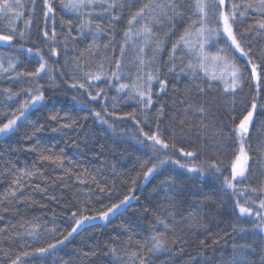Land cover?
<instances>
[{
  "label": "trees",
  "instance_id": "obj_1",
  "mask_svg": "<svg viewBox=\"0 0 264 264\" xmlns=\"http://www.w3.org/2000/svg\"><path fill=\"white\" fill-rule=\"evenodd\" d=\"M22 2L25 7L18 11L23 15L15 20V26L17 31L30 33V37L13 41L16 49L23 46L20 51L0 44V56H12L16 71L31 72L39 66L38 57L35 51L30 54L26 49L39 48L51 69L67 75L54 71L52 75L42 73L41 77L11 82L0 79V93L10 89L18 94L11 101L0 95V124L29 99L26 93L34 94L37 88L44 93L42 104L21 117L14 133L0 136V264H11L17 256L21 264H140L141 256L146 264H264V231L255 228L253 217L238 215L232 193L224 189L223 177L230 178V168L223 175L207 169L194 173L175 163L191 166L192 158L182 156L178 151L181 147L201 153L203 160L228 163L235 158L239 140L232 129L257 98L249 73L244 72V86L235 96L226 95L219 84L208 88L206 82L198 80L206 89L200 95L190 76L167 73L171 43L183 31L178 21L177 33L167 39L159 53V59L165 62L161 78L167 84L158 97L154 96L155 105L150 111H141L135 101L103 82H91L93 95L104 89L97 100H92L85 90L71 87L73 82H84L70 78L79 77L74 73L73 60L79 58L83 66L87 59L94 70L100 57L111 58L112 53L105 52L103 45L113 34L117 42L122 40L129 10L125 9L121 21L113 26L114 32H109L108 17L94 16L91 31L84 28L81 34L75 15L64 10L61 0H51L55 16L47 20L43 0H37L34 11L29 0ZM137 7L131 11L134 13ZM29 18L32 25L26 28ZM70 19L73 25L69 33ZM5 23L0 22V29ZM252 23L247 18L238 21L236 27L246 32ZM96 24L102 32L98 33ZM53 27L57 57L50 56L42 36L45 28L51 34ZM246 38L257 55L264 50V35L246 32ZM90 47L98 51L96 57L87 55ZM210 50L215 52L216 48ZM238 63L245 67L246 62L239 57ZM153 92H159L158 82H153ZM190 98H197L209 111L203 122L198 114L190 115L181 132L178 123L184 105L180 101ZM161 105L164 112L157 117ZM257 105L245 141L246 149L251 146L248 183L253 187L264 183V90L259 93ZM134 110L140 124L126 115ZM95 112H100L102 119L96 118ZM141 129L158 131L166 142L175 143L176 149H169L167 155L154 152ZM221 130L219 138L213 136ZM43 156L51 158L45 160ZM161 160L166 162L161 164ZM153 166L156 171L145 178ZM125 197L128 200L107 222L84 227L54 250L39 251L63 240L75 220L96 216ZM161 220L168 223L167 228ZM157 233L166 241V247L149 252L151 238ZM133 253L137 254L135 258Z\"/></svg>",
  "mask_w": 264,
  "mask_h": 264
},
{
  "label": "snow or ice",
  "instance_id": "obj_2",
  "mask_svg": "<svg viewBox=\"0 0 264 264\" xmlns=\"http://www.w3.org/2000/svg\"><path fill=\"white\" fill-rule=\"evenodd\" d=\"M29 3L34 11L37 0H29ZM137 5L139 6L137 7ZM61 6L66 12L75 15L81 34L84 28H89L91 31L94 16L108 17L109 32H114L113 26L121 21L124 10L128 9L130 13L122 40L117 42L113 34L103 45L105 52L112 53L111 58L100 57L94 70L89 67L90 61L87 59L84 60L83 66L79 62V58L73 60L76 65L74 73L79 74V77L73 75L70 78L73 81L82 79L84 82H73L71 87L85 90L92 100H97L104 89H99L93 95L89 90L93 87L91 82H103L110 87H115L118 92L124 93V98L135 101L141 111H150L155 105L154 96L158 97L167 84V81L161 78V65L165 62L159 59V53L167 39L177 33L178 21L181 22L183 31L171 43L169 59L166 62L169 65L167 73L190 76L193 86L200 95H203L206 89L197 83L198 80L206 82L208 88H211L214 83L219 84L226 95L235 96L244 86L245 71L249 73L250 80L257 92V98L259 93L264 90V50H261L257 55L253 51L252 43L246 38V32L264 35V0H61ZM24 7L22 0H0V22L6 21L3 28L0 29V44L8 45L14 51L23 50L22 45L20 49H16L13 44L17 37L20 40L30 37V33L17 31L15 26V20L23 15L18 9ZM134 7H137V10L133 13L131 10ZM185 9L188 10L187 16ZM43 16L45 20L54 19L55 7L51 0H43ZM247 18H251L253 23L246 32H241L236 24ZM67 24L70 33L73 21L70 19ZM31 25L32 20L29 18L25 22V26L30 28ZM95 28L98 33L103 31L99 24H96ZM42 36L48 45L50 56L57 57L59 54L54 46L57 43L55 27L52 28L51 34L45 28ZM220 44L224 46L217 47ZM211 48H216V51L212 52ZM26 51L30 54L35 51V55L38 57L39 66L35 71H16L17 64L12 56H0V79H7L11 82L22 77H41L42 73L52 75L54 71L59 72L58 69L53 70L48 66L41 49L28 48ZM86 52L88 56L92 57L99 54L98 51L93 52L91 47ZM238 57L246 62L244 68L238 63ZM105 61L109 63L108 68H105ZM53 63H58V61H53ZM177 69H179V73H177ZM59 74L67 75L66 72H59ZM154 81L159 84V92H153ZM26 94L29 95V99L20 104V107L11 114V118L7 119V122L0 124V136L14 133L21 117L29 109H35L44 101V93L39 88L34 94ZM0 95H6L11 101L18 94L11 92L10 89H4ZM257 98L253 99L251 109L232 129L234 136L239 140L238 153L235 154L233 160L228 163L203 160L200 159L201 153L185 151L181 147L178 149L180 154L192 158L191 166L180 164L179 161H175V163L180 168L194 173L207 169L213 174L223 175V172L230 168V178L224 176L223 184L225 191L231 192L234 197V210L238 211L240 217H253L255 228L264 231V183L259 187H253L251 183H248L249 174L252 171L248 155L251 146L248 145L246 149L245 144L250 126L253 124L254 114L257 111ZM180 103L184 105L183 115L178 123L181 132H184L190 115L198 114L203 122L209 111L203 103H198L197 98L182 99ZM163 112L164 108L161 105L157 109V117L163 115ZM94 115L96 118L102 119L100 112H95ZM126 115L137 124L141 123L135 110ZM102 122L107 123L106 120ZM141 132H143L142 129ZM221 135L222 130L213 133V136L217 138ZM143 136L146 141L151 142L149 146L154 152H162L167 155L169 149H176L175 143L166 142L158 134V131L143 132ZM145 140H141L140 143H144ZM42 158L47 160L51 157L43 156ZM197 160H199V164L196 163ZM165 162L160 161L161 164ZM155 171V166L149 168L145 178ZM13 183L16 184L17 181L14 180ZM240 184L245 186L240 187ZM12 195H15V192ZM127 200L128 197H125L120 204H113L96 216H83L81 219L75 220V226L63 240L49 244L47 248H40L39 251L44 253L49 249L54 250L57 244H63L88 221L108 220L110 214H114ZM73 218H75V213ZM160 223L165 228L168 227L166 221L161 220ZM29 235L32 233L30 232ZM151 245L149 252H158L166 247V241L160 233H157L151 238ZM24 255L28 254L24 253ZM136 255L133 253V258ZM11 264H21V257L17 256L11 261ZM140 264H146L142 256Z\"/></svg>",
  "mask_w": 264,
  "mask_h": 264
},
{
  "label": "rangeland",
  "instance_id": "obj_3",
  "mask_svg": "<svg viewBox=\"0 0 264 264\" xmlns=\"http://www.w3.org/2000/svg\"><path fill=\"white\" fill-rule=\"evenodd\" d=\"M113 215L110 214L109 218H111ZM109 220V219H108ZM108 220H101V219H98V220H93V221H88L86 222L79 230L83 229L84 227L88 226V225H91L93 223H98V222H107ZM78 230V231H79Z\"/></svg>",
  "mask_w": 264,
  "mask_h": 264
}]
</instances>
